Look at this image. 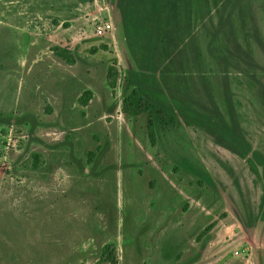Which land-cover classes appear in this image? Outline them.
Masks as SVG:
<instances>
[{
	"label": "rangeland",
	"instance_id": "obj_1",
	"mask_svg": "<svg viewBox=\"0 0 264 264\" xmlns=\"http://www.w3.org/2000/svg\"><path fill=\"white\" fill-rule=\"evenodd\" d=\"M186 6L160 65L264 157V0ZM127 52L106 0H0V264H108V243L117 264H256V174L180 115L151 137L123 111Z\"/></svg>",
	"mask_w": 264,
	"mask_h": 264
},
{
	"label": "trees",
	"instance_id": "obj_2",
	"mask_svg": "<svg viewBox=\"0 0 264 264\" xmlns=\"http://www.w3.org/2000/svg\"><path fill=\"white\" fill-rule=\"evenodd\" d=\"M114 16L115 31L124 37L127 52L125 59L126 77L132 83L131 89L122 99L123 111L135 115L147 112V130L154 136L158 125L174 123L180 115L186 122L200 126L213 135V139L225 148L239 154L249 163V168L256 174L261 184L259 199L254 208H249L250 221L258 225L264 220V157H259L255 149L245 140L241 129L235 122L232 113L228 115L214 103L208 106L190 95L181 96L177 93L166 68L160 63L164 56L159 53L172 51L175 45L171 31H179L188 22L186 0H106ZM187 11V12H186ZM179 35L177 34L176 37ZM54 53L62 55L58 45L52 47ZM129 54V55H128ZM67 60H71L67 58ZM129 62V65L127 64ZM132 72V73H130ZM117 71L114 66L108 70L110 84L114 86ZM160 82L164 83L168 92L164 97L155 92L160 90ZM226 85V84H225ZM225 101L231 112L229 91L226 85ZM84 102L85 98L82 99ZM190 123V122H189ZM194 168V166H192ZM200 175L212 183V178L200 168H194ZM256 183V180H255ZM238 213V211H237ZM240 221L247 229V220L239 215ZM101 258L108 264H117L116 249L113 243L102 247Z\"/></svg>",
	"mask_w": 264,
	"mask_h": 264
},
{
	"label": "water",
	"instance_id": "obj_3",
	"mask_svg": "<svg viewBox=\"0 0 264 264\" xmlns=\"http://www.w3.org/2000/svg\"><path fill=\"white\" fill-rule=\"evenodd\" d=\"M253 243V254L256 264H264V220L257 227Z\"/></svg>",
	"mask_w": 264,
	"mask_h": 264
}]
</instances>
